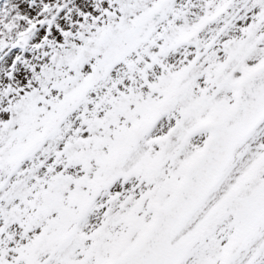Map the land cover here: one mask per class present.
<instances>
[{
	"label": "snow or ice",
	"instance_id": "obj_1",
	"mask_svg": "<svg viewBox=\"0 0 264 264\" xmlns=\"http://www.w3.org/2000/svg\"><path fill=\"white\" fill-rule=\"evenodd\" d=\"M0 264H264V0H0Z\"/></svg>",
	"mask_w": 264,
	"mask_h": 264
}]
</instances>
